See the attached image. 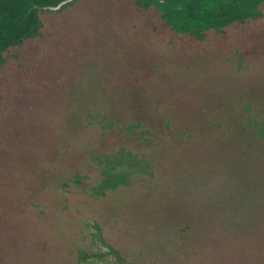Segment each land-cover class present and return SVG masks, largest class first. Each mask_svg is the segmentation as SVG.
Masks as SVG:
<instances>
[{"label": "rangeland", "instance_id": "rangeland-1", "mask_svg": "<svg viewBox=\"0 0 264 264\" xmlns=\"http://www.w3.org/2000/svg\"><path fill=\"white\" fill-rule=\"evenodd\" d=\"M66 10L60 52L41 64L33 98L0 117V195L16 199L11 216L0 202V264H118L111 248L134 264H264V137L227 142L240 145L236 154L195 140L189 169L172 171H150V143L128 147L86 177L93 193L66 195V168L96 150L110 100L135 118L151 113L159 124L174 109L189 123L237 88L201 67L156 77L155 65L171 60L137 26L131 0H78ZM97 224L108 247L90 239Z\"/></svg>", "mask_w": 264, "mask_h": 264}, {"label": "trees", "instance_id": "trees-1", "mask_svg": "<svg viewBox=\"0 0 264 264\" xmlns=\"http://www.w3.org/2000/svg\"><path fill=\"white\" fill-rule=\"evenodd\" d=\"M64 1L0 0L1 118L12 116L18 103L33 98L27 91L33 89L36 76H43L41 64L57 58L60 51L53 47L54 43L64 38L60 29L73 15L66 9L78 0L65 5L59 12L45 8L56 7ZM131 1L139 15L137 26L145 30L151 42L164 50L171 60H162L158 70L155 65L153 74L160 72L163 76L174 77L177 68L187 75L194 72L195 67H201L204 78L214 75L226 79L229 76L236 80L237 88L231 98H225L216 109L203 111L199 120L187 118L189 123L175 119L174 109L166 110L168 116L159 124L151 113L150 120L135 118L130 112L121 113L116 105L113 109L114 101L110 100L105 120L111 128L108 131V126L105 127L102 134L94 137L96 150L85 153L83 160L81 156L80 161H74L66 168L65 175L69 177L64 185L66 195L72 191L80 195L82 192L83 196L86 191L93 193L86 177L102 173L110 163H118L119 156L128 147L130 151L150 143V171H172L183 166L189 169L195 140L211 142L209 144L218 147L217 151L222 154H236L240 145L235 148L227 142L234 138L264 137V0ZM32 79L34 83L30 85ZM113 130H118V134H113ZM112 135L115 137L107 142ZM124 135L122 146H118V140ZM111 143L118 145L111 146ZM90 193L87 194L89 199L92 197ZM2 198L0 195L3 205L7 201V215L11 216L9 204L16 199ZM66 200L69 201L67 196ZM3 205H0V216ZM102 227L94 226L95 238L90 236V239L106 245L107 238L102 235L106 229ZM109 251L118 264H134L112 248Z\"/></svg>", "mask_w": 264, "mask_h": 264}, {"label": "water", "instance_id": "water-1", "mask_svg": "<svg viewBox=\"0 0 264 264\" xmlns=\"http://www.w3.org/2000/svg\"><path fill=\"white\" fill-rule=\"evenodd\" d=\"M73 1H75V0H66V1L62 2L61 4H59L58 6H56V7H46L45 9H46V10H50V11H59V10H61L65 5H67V4H69V3L73 2Z\"/></svg>", "mask_w": 264, "mask_h": 264}]
</instances>
